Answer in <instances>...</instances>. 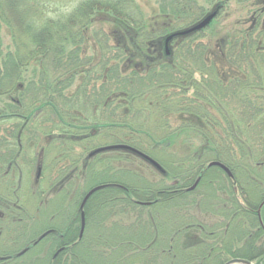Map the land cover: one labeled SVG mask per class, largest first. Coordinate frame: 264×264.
I'll list each match as a JSON object with an SVG mask.
<instances>
[{
  "label": "trees",
  "instance_id": "16d2710c",
  "mask_svg": "<svg viewBox=\"0 0 264 264\" xmlns=\"http://www.w3.org/2000/svg\"><path fill=\"white\" fill-rule=\"evenodd\" d=\"M195 4L196 0H168L160 14L162 19L181 22L195 16ZM217 6L220 10L224 5ZM100 14L114 19L126 34H119L122 42L114 45L109 33L94 31L91 39L97 53L93 51V57L87 58L82 47ZM151 22L149 26L135 0H0V31L6 26L13 44V51L4 52L0 38V101L6 103L0 106V208L5 210L0 218V241L11 239L17 225L26 222L22 216L27 210L21 204L25 197L20 194L27 175L21 170L28 168L27 157L33 160V150L40 149L37 161L41 173L44 155L56 157L49 187L59 198L66 190L73 196L74 163L81 159L73 148L68 152L69 145L81 142L84 145L78 147L89 151L87 159H97L100 153H92L101 148L91 149L87 144L102 131H128L122 138L114 136L113 146L134 148L157 162L160 172L169 176L164 163L153 154L157 148H147L142 138L148 143L169 138L172 132L157 140L150 133L155 130L147 124L146 115H158L152 117H158L159 123L153 125L159 131L162 126L170 128L167 117L174 114L188 118L193 125L181 128L195 129L203 141L198 151L190 149L183 160L190 178H182L178 188L174 184L141 188L130 182L124 186L108 179L100 185H106L102 192L110 191V198L99 200L97 193L88 200L85 228L94 206V213L103 215L109 209L129 206L136 220H144V209L137 211L145 206L140 204L144 201L153 211L172 207L177 211L176 222H180L169 236L170 243L157 255L147 253L151 245L135 248L131 253L142 256L135 264H226L234 259L264 264V205L260 217L258 214L264 203V18L259 17L255 26L216 54L201 44L192 47L199 34L194 33L173 40L171 55L163 58H150L149 51H156L164 33L177 30L170 24L164 27ZM223 71L227 75L223 76ZM195 72L201 75L200 82L194 81ZM169 90L179 92L170 94ZM189 91L192 96L188 98ZM148 95L154 98L146 99ZM144 100L153 103L148 105ZM134 132L143 136L132 137ZM127 154L118 159L128 158ZM67 162L74 166H64ZM211 162L226 166L232 178L219 168L206 169ZM89 163L83 162L86 168H95ZM39 178L37 194L43 193ZM198 179L197 187L189 191L191 187L185 186L188 180L192 184ZM77 197L78 205L82 204ZM178 198L183 200L181 205ZM203 200H209L213 209L198 210ZM194 205L195 213L190 209ZM76 216L65 229L47 230L52 232L36 246L33 244L39 237L27 242L21 251H0V264H33L41 260L32 258L37 254L34 249L48 245L55 237L65 239L56 244L53 241L46 255L50 256L51 248L58 244V249L65 248L61 258L50 256L47 262L34 264H85L80 252L85 229L79 238ZM210 217L214 220H208ZM3 242L0 245L6 247ZM27 248L31 249L19 258ZM150 255L155 256L148 259Z\"/></svg>",
  "mask_w": 264,
  "mask_h": 264
},
{
  "label": "rangeland",
  "instance_id": "374dc122",
  "mask_svg": "<svg viewBox=\"0 0 264 264\" xmlns=\"http://www.w3.org/2000/svg\"><path fill=\"white\" fill-rule=\"evenodd\" d=\"M135 1L142 9V12L148 20L149 26L152 25L151 21L155 20V23L163 24L164 27H167L170 24V27L173 28L172 30H177V32L185 31L193 27L196 23L199 22L198 21L193 25L196 18H201V21L213 12L218 11L217 17L214 18L211 24L207 28H205V30L196 35L192 45V47H195L197 44L204 45L209 51H212V53L222 51L223 49L226 50L232 39L238 38L240 33H243L248 28L254 26V21L256 20V18H264V15L261 16V14H264V0H196V4L194 5V7L197 9L195 10V16L183 18L181 22L172 20L171 18L162 19V14H160V12L165 10L164 6L168 3V0ZM217 4H223L224 6H222V8L218 10ZM99 30H104L105 32H107V34L109 33V39H111L112 41L111 44L114 45L117 41L122 42L119 38V34L122 33V36L123 34H126V32L123 33L120 31V27L118 26V24H116V21H114V19L106 17L104 14L98 15V17H96L95 19L94 24L89 28L88 36L82 47L85 52L87 51V58L93 57V51L97 53V48L95 47V43L91 39V34L94 31ZM150 30L152 31V29L149 27L148 32H151ZM171 33L174 32L168 31L167 33H164V36L160 37L157 41L158 48L156 50H158L159 53L162 54L164 52L163 48L165 38ZM0 38L2 42L1 48H3L4 52L13 51L11 33L4 25H2L1 27ZM162 45L163 48L161 47ZM151 52L155 53V49H152ZM215 54L212 55L215 56ZM154 56H157L156 53L152 54L150 58H153ZM172 58L175 59V57L173 56ZM167 60H169V58H167ZM132 64L134 63H131V66H133ZM124 68L127 69L126 66ZM128 71L131 72L130 70ZM224 75L227 74L223 71V76ZM201 79V75L198 72H195L194 81L200 82ZM178 92V90H169L170 94H177ZM191 96L192 91L187 92V97L189 98ZM149 97L154 98V96L149 95L145 98L148 99ZM4 102L5 100L1 99L0 106L6 104ZM146 103L149 105L150 103H153V100H150L149 102L146 101ZM146 116L147 124L151 125V127L155 130L150 131V133H152L157 140L166 138L172 132V135H170L169 138H167L163 142L156 141L148 143L147 140L142 138L143 141L146 142L144 144H148V146H146L147 148H151V150L157 148V151L154 150L153 154L157 158H159L161 162L164 163V169L168 172L169 176L163 175L160 171H158L149 162H147L140 156L131 152L127 154V151L123 150L105 151L103 153H100L99 156L97 155V159H87L89 151H83L81 147H78L84 144L81 142L73 141V145H69L68 152H71L70 149L73 148L74 152L77 155H81V159L79 163H74L75 166L73 164H70V162H67L64 165L66 167L70 165L72 167L74 166L73 170H75V173H73L74 182L72 187L73 196H69V190H66L65 193L64 191L61 192V197L59 198L57 197L58 195L54 194V192L52 191L53 188L50 189L49 185L52 183L51 179L54 178V174L52 173V171L55 166L54 164H52V161H56V157L52 156V154H47V157L46 155H44L45 163L43 164V171L42 173H40L39 178V181L43 180L40 186V190L43 191V193L37 194L36 192L39 189L38 185L36 184L37 171L38 166H40L37 158L40 153V149L33 150V164H30L32 161L29 157H27L28 160L24 161L28 163V168H30H23L21 170L22 174L27 175L22 180V186L24 187V189L22 192L23 194H20L23 198L25 197L22 200L21 204L23 208L27 210V215L24 213V215L22 216V220H26V222L22 225H17L18 227L15 228L14 233H12V235L10 236L11 239H1L0 242L5 241L7 243L3 242L4 246L6 247L0 245V251L2 253L6 251H21V248L26 245L27 242H29L31 239L40 237L43 234H47L49 236L52 231L50 232L47 230L65 229L66 226L70 224L71 219L76 216L77 212L78 215L76 216V223L78 228L80 227L81 229L82 214L83 212L85 213L86 205L81 211V203L80 205H78L79 198L77 196L81 197V199L84 200L87 192L99 186H106L100 185V183L108 179H111V181L114 182L121 181L123 183L122 185L124 186L128 185V183L130 182L131 185L135 186V184H137L141 188H150L151 186H153V188H168L173 184L176 185L177 188L182 187V178H187L190 176V173H188V169H184L183 160L184 158H186L187 152L190 149L198 151L199 148L203 146L201 136L193 128H181L184 125H193L192 123H188V118L181 115L172 114L171 116L167 117L168 125L170 126V128L162 126L159 131H156L158 129L157 125H153L159 123L158 117H152L158 115L148 114ZM152 128L148 127L147 129ZM167 129L170 130L168 131ZM116 132L117 130H114L110 133H103L102 131V133H99L96 138L92 139L87 144V147L91 149H98L113 146L116 142V139L114 141V136L122 138L123 136H127V133H129L128 131H126L124 134L123 131H118L117 133ZM56 134L59 135V133ZM141 136L143 135L140 132L132 133V137L139 138ZM41 145L43 147L45 143L42 142ZM122 154H127L129 159L123 156L122 159H118L120 157L119 155ZM83 162H86L88 164H90L89 162H93L95 164V168L90 170L84 166ZM208 165H206V169H210L208 168ZM189 180L185 186L186 188H193L196 182L190 184ZM56 187V189L59 188V186ZM68 188L70 189V187ZM102 191L104 190L102 189L101 191L97 192L100 193V196L98 197L99 200H103L104 198H107V196L110 198V191ZM97 193H95L94 195H96ZM72 200H74L75 202H73ZM177 201L179 205L183 203L182 199L178 198ZM142 202L146 203L144 201H141V203ZM194 206L190 208L191 210H193V213H195L194 209H197L196 205ZM209 206H211L209 200H203L199 202L198 210L204 208L212 210L213 208H209ZM95 208V206L91 208L90 215L92 213V219L88 223L89 226L85 228L84 242L80 247L81 256L85 264H135V262L139 261L140 257H142L141 253L135 255L131 252L135 248L140 249V246L143 244H146L147 248H149V245H151V248L150 250L148 249L147 253L157 255V253L161 250V247H165L170 243L171 238H169V236L174 231V229H176V225L180 222H176L178 217L176 215L177 211H175V209H173L172 207H166L167 209H160V207H157L155 208V211H153L152 209L154 208H152L150 205L141 206V208H138L137 211H143L144 209V220H136L134 218L135 215L133 214L129 206H119L118 209H109L107 210L109 213H105L104 215L102 214V212L94 213ZM4 211L5 210L3 208H0V214H4L2 213ZM211 219V217L208 218V220ZM8 226L9 225H6V227ZM44 231L47 232L44 233ZM238 232L239 230L236 232V234ZM79 238L77 239L78 241ZM64 239L65 238L63 237H55L52 239V241L49 242L48 245L45 246L44 243L35 248V251L33 252H36L37 254L32 258H39L41 260L33 262V264L39 263V261L47 262L48 260H50V256L53 257L54 252L58 249L57 244L54 249L51 248L50 256L46 255V253L49 252L53 241L56 244V242L58 243L59 241H64ZM128 240L132 242L128 243ZM11 241L12 244L10 243ZM136 243H138V245ZM25 253L27 252H21L20 254H18V257H24ZM155 255L148 256V259L154 257ZM60 258L61 257H59L58 259ZM3 264L14 263L4 262Z\"/></svg>",
  "mask_w": 264,
  "mask_h": 264
},
{
  "label": "water",
  "instance_id": "95a60500",
  "mask_svg": "<svg viewBox=\"0 0 264 264\" xmlns=\"http://www.w3.org/2000/svg\"><path fill=\"white\" fill-rule=\"evenodd\" d=\"M216 16H217V12L212 13L211 15L206 17L202 22H200L196 26L192 27L191 29L183 31V32H179L177 34L169 36L167 38V40H166V43L168 44L174 37H177V36L178 37H183V36H186V35L192 34L194 32L201 31V30L205 29L206 27H208L211 24V22L214 20V18ZM119 149L134 153V154L142 157L144 160L148 161L150 164H152L158 170H161V167L159 166V164L156 163L154 160H152L148 156L142 154L141 152H139V151H137V150H135V149H133L131 147H127V146H113V147L101 148V149L95 151L94 153H92V155H95V154H98V153H101V152H104V151H108V150H119ZM212 167H218V168L222 169L224 172H226L229 177H232V174H231L230 170L226 166L222 165L221 163L212 162L211 164L208 165V168H212ZM198 183H199V180L196 182L195 186L190 189V191L194 190ZM102 189H104V186H99V187L94 188L91 191H89L88 194L86 195V197L84 198L83 202H82L81 210L84 208V206L86 205L87 201L95 193H97L98 191H100ZM143 205H149V204H143ZM263 205H264V203L261 205V207H260V209L258 211L259 217H260V211H261ZM84 226H85V220H84V212H83V214H82V232H81V234L83 233ZM226 264H253V263L250 262V261H247V260L234 259V260L229 261Z\"/></svg>",
  "mask_w": 264,
  "mask_h": 264
},
{
  "label": "flooded vegetation",
  "instance_id": "af4514ba",
  "mask_svg": "<svg viewBox=\"0 0 264 264\" xmlns=\"http://www.w3.org/2000/svg\"><path fill=\"white\" fill-rule=\"evenodd\" d=\"M256 15V14H255ZM257 21H258V18H256V20L254 21V26L257 24ZM180 37H176V38H174V39H172L168 44L166 43V38H165V43H164V48H163V45L161 46L162 48H163V50H164V52L161 54V53H159V51L158 50H156L155 51V53H156V55L158 56V57H160V58H163V56L165 55V56H170L171 55V48H172V42H173V40H177V39H179ZM161 43V42H160ZM158 48V45H157V47H156V49ZM158 52V53H157ZM149 53H150V56L152 55V54H155V53H153V52H150L149 51ZM0 218L2 219L3 218V214H0ZM46 233V232H45ZM80 233H81V231H80ZM46 235V234H45ZM44 234L42 235V236H40L38 239H36L35 240V242H34V244H33V246H36L40 241H42V240H44L45 239V237H47V236H45ZM45 236V237H44ZM80 237V236H79ZM31 248H27L26 250H24V252L26 251V252H28L29 250H30ZM65 250V248H59V249H57V251H55L54 252V255H53V259H58L60 256H61V254H63V251Z\"/></svg>",
  "mask_w": 264,
  "mask_h": 264
}]
</instances>
